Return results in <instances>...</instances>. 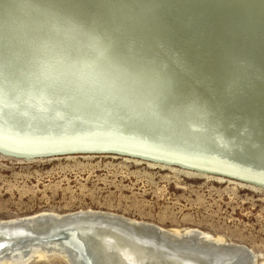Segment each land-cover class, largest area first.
<instances>
[{"label":"rangeland","instance_id":"rangeland-1","mask_svg":"<svg viewBox=\"0 0 264 264\" xmlns=\"http://www.w3.org/2000/svg\"><path fill=\"white\" fill-rule=\"evenodd\" d=\"M152 2L118 0V13L106 0H40V14L35 21L15 32L0 34V40L4 38L0 41V220L39 211L59 214L87 209L108 211L166 229L198 228L222 236L229 242L247 246L255 256L252 264H264V173L249 174L252 178L247 175L244 179L214 173L213 161L211 169L205 166L194 169L115 151L52 155L59 152L54 149H59L60 142L59 147L72 142V145L102 142L95 137L104 132L108 137L104 140L115 146L118 141L130 144L137 139L154 147L158 144L198 153L211 151L219 158L241 161L239 164H247L252 170L264 168L258 153V136L264 126V94L255 99L242 92L234 93L231 87L220 85L214 72L224 58L221 20L242 18L252 28L264 32V0H160V6L150 13ZM249 11L256 16L255 20L250 19ZM202 15H206L205 19L198 20ZM193 24H199L197 29L186 31ZM120 45L125 47L123 55L117 52L124 49ZM37 49L47 55L41 53L43 60L42 55L38 59ZM19 51L24 56L20 57ZM16 55L20 60L17 57L14 61ZM113 56L123 66L108 68L98 64L113 60ZM36 59L40 62H35ZM28 61L31 63L27 65ZM34 64L36 69L32 67ZM42 64L43 67L47 64L44 69L40 68ZM199 67L207 68L202 75L196 74ZM31 68L34 75H30ZM247 80L251 84H264V75L250 73ZM197 93L204 94L214 113L187 104V97ZM192 110L201 118L190 124L188 113ZM23 119L28 121L27 126L19 124ZM210 123L214 126L211 129ZM253 129L257 133L254 138ZM20 133L30 134L27 144L15 140L14 135ZM46 141L50 145L44 144ZM149 146L147 151H163L154 147L149 150ZM13 264L68 262L51 251Z\"/></svg>","mask_w":264,"mask_h":264},{"label":"bare ground","instance_id":"bare-ground-1","mask_svg":"<svg viewBox=\"0 0 264 264\" xmlns=\"http://www.w3.org/2000/svg\"><path fill=\"white\" fill-rule=\"evenodd\" d=\"M129 11V10H128ZM131 13V12H129ZM17 33V32H16ZM24 33V31H23ZM3 35V34H2ZM0 35V36H2ZM14 35V34H13ZM12 35V39L14 40V36ZM16 35V34H15ZM16 37V36H15ZM21 37V36H20ZM16 38H19L18 36ZM28 38V37H27ZM2 38L1 40H3ZM9 39V38H5ZM11 39V40H12ZM0 40V41H1ZM18 40H21L20 38ZM23 40V39H22ZM25 40V39H24ZM17 41V39H16ZM3 41L2 43H4ZM19 42V41H18ZM11 43V42H10ZM24 43V41H23ZM26 43V41H25ZM18 44V43H17ZM21 44V43H19ZM16 45V44H15ZM24 45V44H23ZM28 41H27V44ZM31 45V44H30ZM7 46V43H6ZM10 46V44H9ZM3 47V46H2ZM8 47V46H7ZM22 47V44H21ZM20 47V48H21ZM108 48V46H104ZM120 47L124 48L123 50L117 49V52H119L120 55H123V52H125V47L120 45ZM19 49V47H17ZM28 48V46H27ZM26 48V49H27ZM40 48V47H39ZM41 49V48H40ZM39 49V50H40ZM109 49V48H108ZM24 50V49H23ZM22 50V51H23ZM38 50V49H37ZM36 50L35 53L38 51ZM127 50V49H126ZM3 51V49H2ZM11 51V50H10ZM22 51L18 52L22 53ZM33 51V49H32ZM35 51V50H34ZM47 52V51H46ZM110 52V51H109ZM1 53V52H0ZM26 53V51H25ZM29 53V52H28ZM26 53V54H28ZM34 53V52H33ZM41 53H43L41 51ZM40 51L37 53L38 59L39 56L42 54ZM49 53V52H48ZM115 53V51H114ZM12 54V53H11ZM44 54V53H43ZM111 54V53H110ZM6 55V54H5ZM10 55V54H9ZM14 55V54H13ZM20 55V54H19ZM19 55H16V58L14 57V61ZM46 54H44L45 57ZM127 55V54H125ZM12 56V55H11ZM24 56V54L20 55ZM27 56V55H26ZM31 56V54H30ZM36 55L34 54V57ZM47 56V55H46ZM49 56V55H48ZM19 57V60H20ZM32 57V59L34 58ZM43 55L41 56V58ZM9 58V57H8ZM26 58V57H24ZM31 57L28 58V60ZM36 58V57H35ZM34 58V59H35ZM27 59V58H26ZM33 59V60H34ZM44 58H42L43 60ZM5 60V59H4ZM11 60V59H10ZM30 60V61H33ZM37 60V59H36ZM40 60V59H39ZM39 60L35 61L38 62ZM41 60V61H42ZM50 59H48L49 61ZM22 61V60H21ZM27 61V60H26ZM5 62V61H4ZM9 62V61H8ZM11 62V61H10ZM9 62V63H10ZM19 62V61H18ZM40 62V61H39ZM38 62V63H39ZM15 63V62H14ZM25 63V60H24ZM26 62V64L28 65ZM34 63V62H33ZM44 63V62H43ZM23 64V63H22ZM18 65H21L18 64ZM38 65V64H37ZM45 65V64H44ZM47 65V64H46ZM45 65V66H46ZM5 66V65H4ZM24 66V65H22ZM35 66V67H34ZM32 65L34 69H36V64ZM44 66V67H45ZM49 66V65H48ZM30 69V66H27ZM26 67V69H27ZM43 64L40 66V68L44 69ZM5 68V67H4ZM23 68V67H22ZM38 68V67H37ZM17 69V68H16ZM32 70L30 75L32 74ZM19 70V69H18ZM17 70V71H18ZM21 73L22 69L20 68ZM12 71V70H11ZM15 71V70H13ZM25 71V70H24ZM59 71V70H58ZM20 72V71H19ZM1 73V71H0ZM13 74V73H12ZM15 74V73H14ZM13 74V75H14ZM18 74V72H17ZM28 75V73H26ZM24 75V74H22ZM5 76V75H4ZM49 76V75H48ZM11 77V76H10ZM18 77V76H16ZM34 77V76H32ZM3 78V73L2 77ZM45 78V77H44ZM193 78V77H192ZM5 79V77H4ZM29 79V78H28ZM198 79V78H197ZM22 80V79H21ZM189 82V81H188ZM197 82V81H196ZM3 83V82H2ZM208 83V82H207ZM216 83V82H215ZM191 84V83H190ZM17 85V84H16ZM194 85V83H193ZM198 85V84H197ZM196 85V86H197ZM212 85V84H211ZM210 86V85H208ZM204 88V87H203ZM215 88V87H213ZM218 88V87H217ZM13 89V88H12ZM0 90H2L0 85ZM10 91H12L10 89ZM201 91V90H200ZM203 91V90H202ZM205 91V90H204ZM210 92V91H209ZM214 92V91H213ZM212 92V93H213ZM39 93V91H38ZM201 93V92H200ZM199 94V93H198ZM206 94V93H205ZM204 95V94H203ZM213 95V94H212ZM218 95V94H217ZM223 95V94H222ZM235 95V94H234ZM45 96V95H44ZM43 96V97H44ZM220 96V95H219ZM241 96V95H239ZM237 98V97H236ZM39 99L38 97L36 98ZM35 99V100H36ZM42 99V98H41ZM40 99V100H41ZM212 99V97H211ZM210 99V100H211ZM219 99V98H218ZM235 99V98H233ZM33 100V101H35ZM43 100H45L43 98ZM231 100V99H230ZM245 100V99H244ZM263 100V99H262ZM48 101V100H47ZM66 101V100H65ZM64 101V102H65ZM74 101V100H73ZM94 101V100H93ZM92 101V102H93ZM182 101V100H181ZM216 101V100H215ZM40 102V101H39ZM42 102V101H41ZM40 102V103H41ZM91 102V104H92ZM96 102V101H94ZM183 102V101H182ZM221 102V101H220ZM258 102V101H257ZM33 103V102H32ZM34 103H37L36 101ZM49 103V102H48ZM59 103V102H58ZM68 103V102H67ZM86 103V102H85ZM227 103V102H226ZM264 103V102H263ZM62 104V103H60ZM69 104V103H68ZM239 104V103H238ZM71 105V103L69 104ZM74 105V104H73ZM72 105V106H73ZM78 105H80L78 103ZM227 105V104H226ZM231 105V104H230ZM245 105V104H244ZM248 105V104H247ZM264 105V104H263ZM68 106V105H67ZM82 106V105H81ZM89 106V104H88ZM59 107V106H58ZM80 107V106H79ZM93 107V106H92ZM97 107V106H96ZM95 107V108H96ZM180 107V106H179ZM230 107V106H229ZM254 107V106H253ZM62 108V107H61ZM69 108V107H68ZM85 108V107H83ZM70 109V108H69ZM80 109V108H79ZM88 109V108H87ZM98 109V108H97ZM106 109V108H105ZM171 109V108H170ZM173 109V108H172ZM188 109V108H187ZM223 109V108H222ZM33 110V109H31ZM44 110V109H43ZM59 110V109H58ZM64 110V109H63ZM78 110V108H77ZM77 110L75 112H77ZM179 110V109H178ZM263 110V109H262ZM71 111V110H70ZM82 111V110H81ZM85 111V110H84ZM96 111V109H95ZM225 111V110H224ZM229 111V110H228ZM231 111V110H230ZM32 112V111H31ZM51 112V111H50ZM66 112V111H64ZM69 112V111H68ZM89 112V111H88ZM215 112V111H214ZM232 112V111H231ZM63 113V112H62ZM84 113V112H83ZM90 113V112H89ZM179 113V112H178ZM227 113V112H226ZM225 113V114H226ZM262 113V112H261ZM3 114V113H2ZM57 114V113H56ZM71 114V113H70ZM78 114V113H77ZM170 114V113H169ZM222 114V113H221ZM258 114V113H257ZM36 115V114H35ZM54 115V114H53ZM67 115V114H66ZM89 115V114H88ZM96 115V114H95ZM114 115V114H113ZM126 115V114H125ZM70 116V115H69ZM68 116V117H69ZM73 116V115H72ZM261 116V114H260ZM37 117V116H36ZM55 117V116H54ZM57 117V116H56ZM76 117V116H75ZM200 117V116H199ZM216 117V116H215ZM224 117V116H223ZM262 117V116H261ZM2 118V117H1ZM6 118V117H5ZM66 118V117H65ZM84 118V117H82ZM90 118V117H88ZM93 118V117H92ZM96 118V117H95ZM127 118V117H126ZM201 118V117H200ZM244 118V117H243ZM4 119V116H3ZM27 119V118H26ZM85 119V118H84ZM101 119V118H99ZM5 120V119H4ZM4 120L2 121L3 123ZM20 120V119H19ZM79 120V119H78ZM126 120V119H125ZM173 120V119H172ZM178 120V119H176ZM174 120V121H176ZM203 120V119H202ZM237 120V119H236ZM244 120V119H243ZM40 121V120H39ZM87 121V120H86ZM187 121V120H186ZM227 121V120H226ZM11 122V121H10ZM23 126H27L28 121H22ZM81 122V121H80ZM96 122V120H95ZM94 122V123H95ZM199 122V119H198ZM243 122V121H242ZM249 122V121H248ZM13 123V122H12ZM38 123V122H37ZM79 123V122H78ZM97 123V122H96ZM104 123V122H103ZM116 123V122H115ZM118 123V121H117ZM8 124V123H7ZM30 124V123H29ZM49 124V123H48ZM47 124V125H48ZM76 124V123H75ZM83 124V123H82ZM86 124V123H85ZM83 124V126L85 125ZM106 124V123H105ZM213 124V123H212ZM222 124V123H221ZM235 124V122H234ZM250 124V123H249ZM253 124V123H252ZM13 125V124H12ZM11 125V126H12ZM16 125V124H15ZM18 125V123H17ZM16 125V127H17ZM33 125V124H32ZM39 125V124H38ZM43 125V124H42ZM96 125V124H95ZM98 125V124H97ZM96 125V126H97ZM198 125V124H197ZM8 126V125H7ZM53 126V125H52ZM79 126V125H78ZM87 126V125H86ZM89 126V125H88ZM92 126V125H90ZM102 126V125H101ZM208 126V125H207ZM218 126V125H217ZM10 127V126H8ZM13 127V126H12ZM20 127V126H19ZM47 127V126H46ZM55 127V126H54ZM57 127V126H56ZM82 127V126H81ZM95 127V126H94ZM111 127V126H110ZM182 127V126H181ZM234 127V126H233ZM260 127V126H259ZM258 127V129H259ZM1 128V127H0ZM11 128V127H10ZM15 128V127H14ZM18 128V127H17ZM16 128V129H17ZM23 128V127H22ZM26 128V127H25ZM43 128V127H42ZM50 128V127H49ZM62 128V127H61ZM69 128V127H68ZM103 128V127H102ZM123 128V127H122ZM198 128V127H197ZM196 128V129H197ZM207 128V127H206ZM230 128V127H229ZM24 129V128H23ZM32 129V128H31ZM63 129V128H62ZM80 129V127H79ZM88 129V128H87ZM86 129V130H87ZM98 129V127H97ZM195 129V130H196ZM233 129V128H232ZM3 130V128H2ZM46 130V129H45ZM49 130V129H48ZM54 130V129H53ZM58 131H61L57 129ZM55 130V131H57ZM65 130V129H64ZM68 130V129H67ZM66 130V131H67ZM73 130V127H72ZM71 130V131H72ZM92 130V129H91ZM95 130V129H94ZM105 130V129H104ZM102 130V131H104ZM126 130V129H125ZM192 130V129H191ZM238 130V129H237ZM251 130V129H250ZM1 131V130H0ZM29 131V130H28ZM40 131V130H39ZM38 131V132H39ZM70 131V133H71ZM84 131V130H82ZM88 131V130H87ZM107 131V130H106ZM139 131V130H138ZM5 132V131H4ZM62 132V131H61ZM79 132V131H78ZM92 132V131H91ZM100 132V131H99ZM191 132V131H190ZM218 132V131H217ZM224 132V131H223ZM226 132V130H225ZM241 132V131H240ZM3 133V132H2ZM7 133V132H6ZM31 133V132H30ZM57 132H55L56 134ZM64 133V132H63ZM66 133V132H65ZM73 133V132H72ZM75 133V132H74ZM80 133V132H79ZM83 133V132H82ZM101 133V132H100ZM126 133V132H125ZM201 133V132H200ZM214 133V132H213ZM229 133V130H228ZM230 133H233L232 131ZM243 133V132H242ZM247 133V131H246ZM8 134V133H7ZM32 134V133H31ZM46 134V133H45ZM51 134V133H50ZM69 134V133H68ZM77 134V133H76ZM92 134V133H91ZM99 134V133H97ZM104 134V132L102 133ZM100 135L98 137H95L96 140H102L100 141H90L87 144H77L72 145V143L65 144L63 147H59V149H54L55 151L59 150V152H55L52 155H59V154H68V153H119L121 154L123 151L126 153L136 154L140 157L144 158H153V159H159V160H165L164 162L168 164H178L182 165L188 168H202L208 167V169L214 166L213 162H216L215 166L212 167V170L215 172L222 173L221 175H224V173H227L232 176L236 177H247L249 178V174H253L254 176H257L259 174L264 173L263 169H256L252 170L247 164L241 165V161H234L230 160L228 158H219L220 156H217L216 154H211L210 151L208 153H203V151L200 150V152H193V151H187L183 149H173V148H164L154 145H145L141 140L133 141L130 144H127L126 142L118 141V144L112 145L109 141H105L104 139H107L108 137L104 135ZM193 134V133H192ZM205 134V133H204ZM237 134V133H236ZM239 134V133H238ZM237 134V135H238ZM5 135V134H4ZM30 134H15V140L23 141L22 143L29 140L27 137ZM61 135V134H60ZM59 135V136H60ZM66 135V134H65ZM75 135V134H73ZM82 135V134H81ZM85 135V131H84ZM136 135V134H135ZM134 135V136H135ZM210 135V133H209ZM219 135V134H218ZM221 135V134H220ZM232 136L234 134H231ZM244 135V134H243ZM248 135V134H247ZM9 136V134H8ZM45 136V135H44ZM69 136V135H68ZM77 137V135H75ZM74 136V138H75ZM87 136V135H86ZM90 136V135H89ZM123 136V135H122ZM129 135H127L128 137ZM133 136V135H132ZM129 136V137H132ZM201 136V135H200ZM235 136V135H234ZM239 136V135H238ZM2 137V136H1ZM5 137V136H4ZM11 137V136H10ZM13 137V136H12ZM32 137V136H31ZM34 137V136H33ZM38 137V136H37ZM54 137V136H53ZM52 137V139H53ZM73 137V136H72ZM111 137V136H110ZM121 137V136H120ZM124 137V136H123ZM139 137V136H138ZM163 137V136H162ZM211 137V136H210ZM214 137V136H213ZM222 137V136H221ZM240 137V136H239ZM246 137V136H245ZM259 137V136H258ZM56 138V137H55ZM58 138V137H57ZM66 138V136H65ZM83 138V137H81ZM119 138V137H116ZM134 138V137H133ZM141 138V137H140ZM139 138V139H140ZM145 139V137L143 136ZM142 138V139H143ZM153 138V137H152ZM161 138V137H160ZM206 138V137H205ZM225 138V137H224ZM231 138V137H230ZM241 138L242 137L241 135ZM254 138V137H253ZM13 139V138H12ZM42 139V138H40ZM47 139V138H46ZM51 139V137H50ZM78 139V138H77ZM119 139H122L119 138ZM125 139V137L123 138ZM143 139V140H144ZM149 139V137H148ZM151 139V137H150ZM172 139V138H171ZM234 139V137H233ZM239 139V138H238ZM245 139V138H244ZM259 139V138H258ZM8 140V139H7ZM44 140V139H43ZM80 140V139H79ZM134 140V139H133ZM146 140V139H145ZM158 140V138H157ZM156 140V141H157ZM167 140V139H166ZM165 140V141H166ZM178 140V139H176ZM197 140V139H196ZM237 140V138H236ZM240 140V139H239ZM4 141V140H3ZM35 141V140H34ZM70 141V140H69ZM72 141H74L72 139ZM86 141V140H85ZM84 141V143H85ZM113 141V140H111ZM117 141V140H116ZM128 141V140H125ZM151 141V140H149ZM153 141V140H152ZM155 141V139H154ZM164 141V139H163ZM179 141V140H178ZM214 141V140H213ZM235 141V140H234ZM257 141V140H256ZM38 142V141H37ZM42 142V141H41ZM56 142V141H55ZM82 142V141H81ZM110 144H108V143ZM114 142V141H113ZM161 142V141H160ZM168 142V141H166ZM186 142V141H185ZM206 142V141H205ZM245 142V141H243ZM16 143V142H15ZM39 143V142H38ZM36 143V144H38ZM43 143V142H42ZM51 143V142H50ZM50 143H47V141L44 143L47 146L50 145ZM64 143V142H63ZM62 143V144H63ZM67 143V142H66ZM69 143V142H68ZM79 143V142H78ZM83 143V142H82ZM99 143V144H98ZM150 143V142H147ZM154 143V142H152ZM156 143V142H155ZM162 143V142H161ZM170 143V142H169ZM202 143V142H201ZM239 143V142H238ZM242 143V142H241ZM254 143V142H253ZM9 144V143H8ZM27 144V142H26ZM54 145V143H52ZM51 144V145H52ZM160 144V143H159ZM221 144V143H220ZM219 144V145H220ZM5 145V144H4ZM15 145V144H14ZM21 145V144H20ZM19 145V146H20ZM25 145V144H22ZM29 145V144H28ZM31 145V144H30ZM35 145V144H34ZM43 145V144H42ZM166 146L169 144H165ZM200 145V144H199ZM250 145V144H249ZM2 146V145H1ZM44 146V145H43ZM114 146V147H112ZM122 146V147H121ZM150 148H157L159 150H163L160 152H154L153 149L151 151H147V147ZM161 146V144H160ZM163 146V145H162ZM175 146V144H174ZM181 146V145H180ZM222 146V145H221ZM226 146V144H225ZM228 146V145H227ZM241 146V145H240ZM238 146V147H240ZM251 146V145H250ZM249 146V147H250ZM258 146V145H257ZM7 147V146H6ZM17 147V146H16ZM28 147V146H27ZM38 147V146H37ZM55 147V145L53 146ZM143 147V148H142ZM146 147V148H145ZM169 147V146H167ZM177 147V146H176ZM183 147V146H182ZM187 147V145H186ZM195 147V146H194ZM200 147V146H199ZM229 147V146H228ZM234 147V146H232ZM237 147V146H236ZM247 147V145H246ZM253 147V146H252ZM19 148V147H18ZM48 148V147H47ZM47 148L45 150H47ZM205 148V147H204ZM255 148V147H254ZM257 148V147H256ZM36 149V148H35ZM38 149V148H37ZM49 149V148H48ZM70 149H73L71 151ZM194 149V148H193ZM215 149V148H214ZM218 149V148H217ZM236 149V148H233ZM247 149V148H245ZM249 149V148H248ZM258 149V148H257ZM256 149V150H257ZM13 150V149H12ZM27 150V149H24ZM51 150V149H50ZM153 150V152H152ZM199 150V149H198ZM209 150V149H208ZM211 150V149H210ZM238 150V149H237ZM240 150V149H239ZM244 150V149H243ZM39 151V150H38ZM37 151V152H38ZM41 151V150H40ZM110 151V152H109ZM158 151V150H157ZM225 151V150H224ZM229 151V150H228ZM233 151V150H232ZM245 151V150H244ZM259 151V149H258ZM20 152V151H19ZM26 152V151H25ZM33 152V151H32ZM206 152V151H204ZM219 152V151H218ZM231 152V150H230ZM236 152V151H235ZM242 152V151H241ZM254 152V150H253ZM215 153V152H214ZM222 153V152H220ZM246 153V152H242ZM248 153V152H247ZM252 153V152H251ZM256 153V152H255ZM260 153V152H258ZM28 154H31L28 152ZM226 154V153H225ZM232 154V152H231ZM239 155V153H237ZM46 155V154H45ZM51 154L49 156H52ZM130 155V154H128ZM146 155V156H144ZM223 155V154H222ZM246 155V154H245ZM251 155V154H249ZM254 155V153H253ZM252 155V156H253ZM257 155V154H256ZM255 155V156H256ZM259 155V154H258ZM34 157L33 155H27L25 157ZM38 156V155H35ZM226 156V155H224ZM229 156V155H228ZM235 156V155H234ZM242 156V155H241ZM239 156V157H241ZM247 156V155H246ZM258 157V156H256ZM128 158V157H127ZM235 158V157H234ZM251 157H249L250 160ZM260 158V157H258ZM248 159V158H247ZM261 159V158H260ZM239 160H242L239 158ZM252 160V158H251ZM264 161V159H262ZM210 162V164H205L206 162ZM244 161V159H243ZM246 161V160H245ZM248 161V160H247ZM254 161V160H253ZM204 164H203V163ZM261 161H259L260 163ZM249 163V162H248ZM257 163V161H256ZM263 164V163H262ZM261 165V164H260ZM203 166V167H202ZM253 167V166H252ZM261 167V166H260ZM214 168V169H213ZM254 168V167H253ZM258 168V167H257ZM207 169V168H206ZM205 169V170H206ZM251 169V170H249ZM204 171V170H202ZM224 172V173H223ZM225 176V175H224ZM253 176V178H255ZM251 177V176H250ZM262 177V176H261ZM260 177V178H261ZM233 178V177H231ZM247 178V179H248ZM252 178V177H251ZM264 178V177H263ZM218 179H221L219 177ZM236 179V178H235ZM245 179V178H244ZM262 179V178H261ZM252 180V179H251ZM258 180V179H257ZM256 180V181H257ZM248 181V180H247ZM250 181V180H249ZM253 181V180H252ZM263 181V180H262ZM262 185V184H261ZM86 217V218H84ZM88 217V218H87ZM84 218V219H83ZM93 218V219H92ZM123 223L129 224L137 229H140L139 232L142 234H139V232L134 233L130 228L127 229ZM21 236V237H19ZM16 237H19L18 239ZM157 240V241H156ZM6 247L4 249L0 250V264H13L15 262H18L19 260H24L25 258H30L31 256H38L42 257L46 253H50L51 251L58 252V254H61L63 258H65L68 262V264H81L82 259L87 261L88 264L92 263V257L95 258L98 261V264H202L201 260L204 258H207V254H211L214 252L212 248H208L207 246H216L220 248H232L236 250L235 252L228 254L226 256L220 255L219 257L215 255L213 256V262L214 264H222L224 261H229L232 259L231 257H236L238 255L242 256L243 251L246 250L250 253L252 259L255 257L251 250L247 248L245 245L232 243L227 241L222 236H214L210 233L200 230L198 228H184V229H166L164 227H161L159 225H156L152 222L137 220L133 218L126 217L124 215L116 214L113 212L108 211H101V210H78L74 212L69 213H63L59 214L53 211H39L30 215H24V216H18L13 217L5 220H0V247L4 246ZM232 252V251H231ZM53 255H56L53 253ZM60 256V255H58ZM216 256V258H215ZM256 259V258H255ZM254 259V260H255ZM224 260V261H223ZM253 260V261H254ZM256 261V260H255ZM22 262V261H21ZM252 260L246 261L244 264H252ZM242 264V263H241ZM255 264H258L255 262Z\"/></svg>","mask_w":264,"mask_h":264},{"label":"water","instance_id":"water-1","mask_svg":"<svg viewBox=\"0 0 264 264\" xmlns=\"http://www.w3.org/2000/svg\"><path fill=\"white\" fill-rule=\"evenodd\" d=\"M106 1L109 7L114 8L119 13L117 6V4H119L118 0ZM145 2H150V0H145ZM248 13L252 18H250L248 14L247 17L255 20L256 16L253 14V12L249 11ZM205 17L206 15H202L197 19L202 21L203 19H205ZM221 23H223L224 28V30H222L224 36L222 39V51L224 52V58L220 64H217L215 66L216 69H214V72L215 74H217V77L220 80V85H227L226 87H231L234 93L242 92V94L247 98L256 99L258 96L264 94V84H251L249 83L247 78L250 76V73L264 75V32H262L259 28H252L247 24L245 19L238 17L224 18L221 20ZM198 25L199 24H193L186 31H191L195 28L197 29ZM47 40H49V38H47ZM105 62L106 63L98 64H103L104 67L108 66V68H119V66H123L118 65L121 61L118 60V58H116L115 56H113V60L110 59L106 60ZM204 69L207 68L199 67L196 74L202 75ZM206 72L212 74L213 70H206ZM70 150L73 151V149ZM121 154L136 155L126 153L124 151ZM224 175L229 174L224 173ZM123 225L127 229L130 228L134 233L139 232L140 230L129 224L123 223ZM139 234L141 233L139 232ZM19 237L16 238L18 239ZM6 245L7 244L1 246L0 250L4 249ZM207 247L212 248L214 252L211 254H207V258L201 260L202 264H214L213 256L216 252V256L219 257L221 254L226 256L236 251L232 248L223 249L216 246ZM231 258L232 259H230L228 262L223 260L224 263L222 264H244L246 260L252 259L250 253L246 250L243 251L242 256L238 255ZM92 263L98 264V261L92 257ZM81 264H88V262L82 259Z\"/></svg>","mask_w":264,"mask_h":264},{"label":"clouds","instance_id":"clouds-1","mask_svg":"<svg viewBox=\"0 0 264 264\" xmlns=\"http://www.w3.org/2000/svg\"><path fill=\"white\" fill-rule=\"evenodd\" d=\"M40 14V0H0V34L15 32L20 26L35 21ZM187 104L214 113L213 105L201 94L187 97ZM189 123H197L198 112L188 113Z\"/></svg>","mask_w":264,"mask_h":264},{"label":"snow or ice","instance_id":"snow-or-ice-1","mask_svg":"<svg viewBox=\"0 0 264 264\" xmlns=\"http://www.w3.org/2000/svg\"><path fill=\"white\" fill-rule=\"evenodd\" d=\"M160 6V0H153L151 7H150V13H154L156 9ZM198 94V93H197ZM215 118V115L213 119ZM210 129L213 128L212 124L210 123ZM257 133L256 130L253 129V137H256ZM259 151H260V156L261 159H264V126L261 127L260 132H259ZM247 142V140L245 141ZM255 147V144L253 145Z\"/></svg>","mask_w":264,"mask_h":264}]
</instances>
